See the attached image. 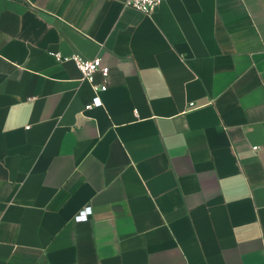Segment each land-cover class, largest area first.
<instances>
[{"label": "crops", "instance_id": "crops-1", "mask_svg": "<svg viewBox=\"0 0 264 264\" xmlns=\"http://www.w3.org/2000/svg\"><path fill=\"white\" fill-rule=\"evenodd\" d=\"M0 264H264V0H0Z\"/></svg>", "mask_w": 264, "mask_h": 264}, {"label": "built area", "instance_id": "built-area-1", "mask_svg": "<svg viewBox=\"0 0 264 264\" xmlns=\"http://www.w3.org/2000/svg\"><path fill=\"white\" fill-rule=\"evenodd\" d=\"M122 4L126 8H133L139 10L145 14H150L154 8L161 2V0H121ZM57 60L65 61L72 60L76 67L81 72L82 78L88 80L93 87L95 92L92 101L85 105V108L92 106H99L102 104V99L98 95V92L106 90L107 86L105 82L95 83L93 82V73L100 70L106 77L108 74V67L102 64L101 57L99 55L93 58H85L79 54H72L70 56H63L59 52L54 53ZM257 148V146H255ZM92 212L91 206L87 205L81 208L74 216L76 221L87 220Z\"/></svg>", "mask_w": 264, "mask_h": 264}]
</instances>
